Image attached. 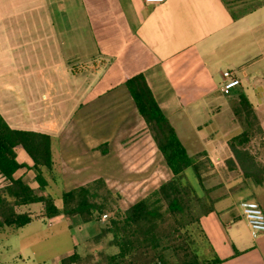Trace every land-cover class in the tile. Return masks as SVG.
<instances>
[{
  "label": "crops",
  "instance_id": "crops-1",
  "mask_svg": "<svg viewBox=\"0 0 264 264\" xmlns=\"http://www.w3.org/2000/svg\"><path fill=\"white\" fill-rule=\"evenodd\" d=\"M45 5L53 34L39 38V67H29L33 52L25 51L29 69L25 62L20 90L13 83L15 91L0 93V113L11 127L51 137L45 191L50 180L59 179L62 193L102 177L120 190L125 208L171 176L125 86L141 73L188 155L201 161L200 183L192 167L185 175L212 200L199 222L223 259L217 264H264V231L253 236L239 208L241 199H254L264 212V0ZM224 70L240 81L227 95L220 91ZM240 93L252 106L254 124L248 140L231 148L230 140L245 129L233 112ZM17 157L30 163L21 149ZM30 171L19 168L15 175L32 187ZM61 193L54 197L58 207ZM46 219L68 228L71 248L64 255L100 228L77 214L66 222L63 215Z\"/></svg>",
  "mask_w": 264,
  "mask_h": 264
},
{
  "label": "trees",
  "instance_id": "trees-1",
  "mask_svg": "<svg viewBox=\"0 0 264 264\" xmlns=\"http://www.w3.org/2000/svg\"><path fill=\"white\" fill-rule=\"evenodd\" d=\"M125 86L135 107L145 122L155 146L160 151L171 176L143 197L125 208L119 205L115 193L102 177L64 190L61 206L47 193L45 176L53 165L49 134L11 127L0 113V230L6 226L22 227L35 217L18 207L41 204V217L63 215L66 220L77 214L86 222H99V231L88 241L98 243L107 238L114 252L98 251L82 255L76 249L60 258L59 264H217L221 259L214 252L200 225L201 215L212 209L207 191L200 193L185 175L192 167L201 181V161L188 155L173 125L159 107L143 74L129 76ZM245 129L230 140L231 148L243 145L252 132L253 111L246 96L238 95L233 108ZM23 150L30 163L19 161ZM19 168L31 169L41 193L28 184ZM248 174L249 172H246ZM106 217L101 219L102 214ZM237 251H235L236 253Z\"/></svg>",
  "mask_w": 264,
  "mask_h": 264
},
{
  "label": "rangeland",
  "instance_id": "rangeland-1",
  "mask_svg": "<svg viewBox=\"0 0 264 264\" xmlns=\"http://www.w3.org/2000/svg\"><path fill=\"white\" fill-rule=\"evenodd\" d=\"M46 1L0 0V93H7L8 89L15 91L13 83H16V90H20L19 78H22L24 74L25 62L27 67L29 64L23 55L25 51H29L31 48L33 52L32 66L29 64V67L33 71L39 67L38 60L34 55V52L39 49V38L53 34L45 10ZM46 44L48 48L54 49V44L49 42ZM33 173L31 170L30 174ZM52 174L54 177L57 175L55 170H52ZM48 175L46 174L47 177ZM32 180V187L36 192L41 193L34 176ZM2 182L3 179L0 177V184ZM50 182L51 195L53 198L59 199L63 189L62 186H59V179L50 180ZM126 189L128 192L133 190L130 187L123 188V190ZM112 190L119 193L118 201L125 205L120 190H115V188ZM134 196L129 195L128 198L131 199ZM18 210L28 211L35 218L22 227L7 226L2 229V232L0 231V264H58V256L64 255L71 248L68 228L64 223L51 225L52 221L41 217L40 203L21 206L18 207ZM100 250L114 252L116 248L109 246L107 238H104L98 243L90 242L87 239L77 249L82 255L92 252L95 257Z\"/></svg>",
  "mask_w": 264,
  "mask_h": 264
},
{
  "label": "built area",
  "instance_id": "built-area-1",
  "mask_svg": "<svg viewBox=\"0 0 264 264\" xmlns=\"http://www.w3.org/2000/svg\"><path fill=\"white\" fill-rule=\"evenodd\" d=\"M145 3H157L163 0H143ZM223 81L220 86V91L227 95L230 93L231 89L239 85V78L234 75L231 70H224ZM239 208L241 214L246 219L251 234L256 236L261 231H264V212L260 204L254 199H241L239 201ZM106 214H102L101 218L104 219Z\"/></svg>",
  "mask_w": 264,
  "mask_h": 264
}]
</instances>
